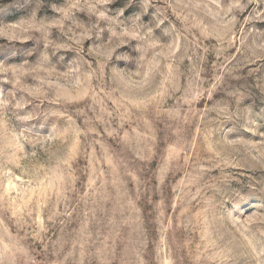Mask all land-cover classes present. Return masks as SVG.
<instances>
[{"label":"rangeland","instance_id":"1","mask_svg":"<svg viewBox=\"0 0 264 264\" xmlns=\"http://www.w3.org/2000/svg\"><path fill=\"white\" fill-rule=\"evenodd\" d=\"M0 264H264V0H0Z\"/></svg>","mask_w":264,"mask_h":264}]
</instances>
